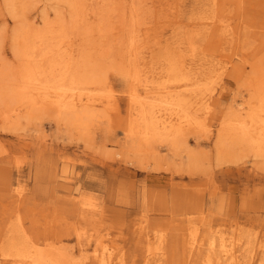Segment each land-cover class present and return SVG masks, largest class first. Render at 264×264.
<instances>
[{
    "label": "rangeland",
    "instance_id": "1",
    "mask_svg": "<svg viewBox=\"0 0 264 264\" xmlns=\"http://www.w3.org/2000/svg\"><path fill=\"white\" fill-rule=\"evenodd\" d=\"M79 1L0 0V66L17 77L19 37L62 22L61 54L87 81L75 90L103 100L79 125L0 101V264L25 241L73 257L58 264H100L102 251L105 264H264V147L234 129L216 142L264 95V12L248 15L247 0ZM130 85L197 125L127 137Z\"/></svg>",
    "mask_w": 264,
    "mask_h": 264
},
{
    "label": "bare ground",
    "instance_id": "2",
    "mask_svg": "<svg viewBox=\"0 0 264 264\" xmlns=\"http://www.w3.org/2000/svg\"><path fill=\"white\" fill-rule=\"evenodd\" d=\"M210 1V7L217 4L216 0ZM247 3L250 10L248 15H254L259 10L264 12L263 1L247 0ZM92 4L93 7L95 5L100 8V5L97 6L96 0H93ZM78 5L82 6L84 2L79 1ZM259 13L261 12L259 11ZM61 21L67 23L63 19ZM76 21L77 19L74 22L70 20V27L78 28ZM55 26L57 29L55 27V29L53 27L51 29L50 26H47L43 32L34 30L33 33H25L19 37L18 41H21V47L19 51L15 50V53L21 58L17 77H15L16 70L13 67L5 63L0 66V101L3 103V107L8 110L12 108L10 104L13 103H17L18 107H30L32 111L35 110V107L40 108L46 105L53 106L59 114L60 110L63 109L65 110L63 114L74 116L79 125L83 123L84 119H87L92 107L97 102L102 103L103 100L93 94L75 90L76 86L87 82L83 81L85 74L76 73L77 70L72 68L70 60L68 61L61 54L63 52L68 58H71V53L62 51L60 46L63 40L67 39L66 28L68 27L62 22H60V25ZM223 27L224 25L213 26V31H215L213 33L217 34L219 29L223 30ZM114 37L119 39L120 36L116 32ZM47 41L50 43L46 44ZM129 43H131V40H129ZM131 46L134 48L133 43ZM77 54L83 57L81 62L93 57L82 53ZM105 54L106 51L100 52L98 55L104 58ZM99 57L95 60L98 64ZM123 58L125 59V56ZM82 64L85 65V62ZM143 85L145 87L150 86L147 82H144ZM134 87L136 86L130 85L128 92L130 95L128 96V109L125 117L127 125L124 129V134L127 137L131 139L135 137L143 138L161 132L162 135L159 136L166 140H173L178 132L191 129L197 125V121L185 113L178 103L157 104L152 99H146L147 96L153 97L154 91H147V93H144V97H137L131 93L136 90ZM106 100L109 102L108 99ZM248 109L249 111L247 110L248 112L246 111L244 116H241L243 118L239 119L234 127L229 124L221 127L216 139L218 144L221 143L222 133L234 129L239 139L246 145H253L258 148L264 147V95L258 94L257 103L249 104ZM4 189L7 190L6 187ZM16 193L19 194V192ZM23 235L28 236L29 241L32 238V235L30 236L26 231L23 232ZM38 236L36 239H48L45 231H41ZM51 244H53V241L46 242L45 245H29L25 241V243H22L21 248H15L17 258L9 262L12 264H58L60 259L69 260L68 258H73L69 253L67 255L60 254L61 251H56L55 248L50 246ZM261 253L264 254V248ZM94 255L100 264H105L104 257L108 259L103 251ZM4 263H8V260ZM222 264H237L235 255L230 254L228 259L222 261Z\"/></svg>",
    "mask_w": 264,
    "mask_h": 264
}]
</instances>
